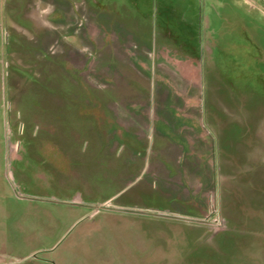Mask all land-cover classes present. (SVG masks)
I'll return each mask as SVG.
<instances>
[{
    "label": "rangeland",
    "instance_id": "1",
    "mask_svg": "<svg viewBox=\"0 0 264 264\" xmlns=\"http://www.w3.org/2000/svg\"><path fill=\"white\" fill-rule=\"evenodd\" d=\"M0 264H264V0H0Z\"/></svg>",
    "mask_w": 264,
    "mask_h": 264
},
{
    "label": "crops",
    "instance_id": "2",
    "mask_svg": "<svg viewBox=\"0 0 264 264\" xmlns=\"http://www.w3.org/2000/svg\"><path fill=\"white\" fill-rule=\"evenodd\" d=\"M135 155L136 154H134V156ZM176 156L180 157L179 155H176ZM184 157H187V153H185ZM179 162H180V160L178 161V164L176 166L178 172H182L183 171L184 174L185 173L188 174V172H189L188 168L186 166L185 167L183 166V169H180ZM197 173H199V172H197ZM142 193L143 192H141L140 190H138L137 192L133 193L131 195L129 203L125 202V206L124 207H129V209H131V210L132 209H137L139 211V213H141V214H144L143 211H145V210L147 211V210H150V209H151L152 212L168 211V210H165L163 208L164 207L163 205L154 206V207H149L148 205H145L144 199L142 197ZM165 194L166 193L160 192V194H158L156 196V199L159 200V203L161 202V204H163L164 199H166V197H168V196H165ZM176 196H177V199H181V201H184L183 204H185L187 207H186V210H184V209L180 208L181 206H178V210H174L172 212L176 211V213L177 212L179 213V212H182V211H186L187 213L195 214L196 211H199L198 208H201V207H203L205 205V196L204 195L203 196L201 195L200 199H198V200H196L197 199V195L195 193L188 194L187 192H184L183 194H181V195L177 194ZM171 198H172V200H174L173 197H171ZM190 207L193 209V211H195V213L193 211H189L188 210Z\"/></svg>",
    "mask_w": 264,
    "mask_h": 264
},
{
    "label": "flooded vegetation",
    "instance_id": "3",
    "mask_svg": "<svg viewBox=\"0 0 264 264\" xmlns=\"http://www.w3.org/2000/svg\"><path fill=\"white\" fill-rule=\"evenodd\" d=\"M19 144L17 142H14L12 145H10V150L13 157L17 156V152L19 150Z\"/></svg>",
    "mask_w": 264,
    "mask_h": 264
}]
</instances>
